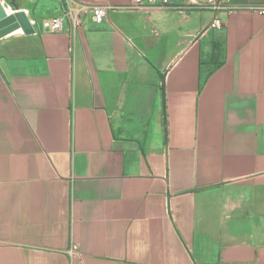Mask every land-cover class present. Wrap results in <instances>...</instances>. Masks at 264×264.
I'll return each mask as SVG.
<instances>
[{"label":"crops","instance_id":"0c3cea01","mask_svg":"<svg viewBox=\"0 0 264 264\" xmlns=\"http://www.w3.org/2000/svg\"><path fill=\"white\" fill-rule=\"evenodd\" d=\"M0 1V264H264V0Z\"/></svg>","mask_w":264,"mask_h":264},{"label":"built area","instance_id":"2783aa9c","mask_svg":"<svg viewBox=\"0 0 264 264\" xmlns=\"http://www.w3.org/2000/svg\"><path fill=\"white\" fill-rule=\"evenodd\" d=\"M64 6L60 14L45 18L41 21V27L45 32L61 33L65 32L69 38V51L72 50L73 41L82 25V17L89 13L91 20L95 24H100L108 18L109 12L115 8L109 3H85L80 0H63ZM3 4V3H2ZM187 4L198 9H207L212 12L213 17L210 22L212 26L221 24L218 18L219 11L230 8L225 6L223 0H187ZM144 0H129V7L139 9L143 7ZM248 10L257 12L264 17V4H252L247 6ZM76 249L72 245L71 252Z\"/></svg>","mask_w":264,"mask_h":264},{"label":"water","instance_id":"95a60500","mask_svg":"<svg viewBox=\"0 0 264 264\" xmlns=\"http://www.w3.org/2000/svg\"><path fill=\"white\" fill-rule=\"evenodd\" d=\"M6 4L0 1V37L17 29L21 28L24 33L33 31L30 21L24 11H12L7 13L5 10Z\"/></svg>","mask_w":264,"mask_h":264},{"label":"bare ground","instance_id":"6f19581e","mask_svg":"<svg viewBox=\"0 0 264 264\" xmlns=\"http://www.w3.org/2000/svg\"><path fill=\"white\" fill-rule=\"evenodd\" d=\"M5 8L7 9V6H5ZM17 31H20V29H19V30H17Z\"/></svg>","mask_w":264,"mask_h":264},{"label":"rangeland","instance_id":"374dc122","mask_svg":"<svg viewBox=\"0 0 264 264\" xmlns=\"http://www.w3.org/2000/svg\"><path fill=\"white\" fill-rule=\"evenodd\" d=\"M3 4L5 5L6 3L3 2ZM6 6H7V4H6Z\"/></svg>","mask_w":264,"mask_h":264}]
</instances>
